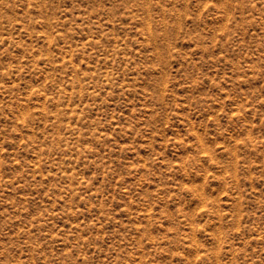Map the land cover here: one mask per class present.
Listing matches in <instances>:
<instances>
[{"label": "rangeland", "instance_id": "rangeland-1", "mask_svg": "<svg viewBox=\"0 0 264 264\" xmlns=\"http://www.w3.org/2000/svg\"><path fill=\"white\" fill-rule=\"evenodd\" d=\"M0 264H264V0H0Z\"/></svg>", "mask_w": 264, "mask_h": 264}]
</instances>
